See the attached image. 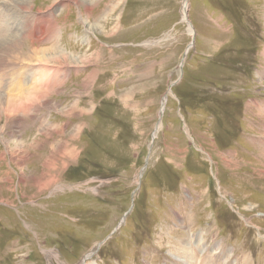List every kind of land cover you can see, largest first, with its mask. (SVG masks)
I'll list each match as a JSON object with an SVG mask.
<instances>
[{"label":"rangeland","instance_id":"rangeland-1","mask_svg":"<svg viewBox=\"0 0 264 264\" xmlns=\"http://www.w3.org/2000/svg\"><path fill=\"white\" fill-rule=\"evenodd\" d=\"M16 2L67 56L4 68L0 264H264V0Z\"/></svg>","mask_w":264,"mask_h":264},{"label":"bare ground","instance_id":"bare-ground-1","mask_svg":"<svg viewBox=\"0 0 264 264\" xmlns=\"http://www.w3.org/2000/svg\"><path fill=\"white\" fill-rule=\"evenodd\" d=\"M21 1H24V0H21ZM5 2L8 3L9 5H6ZM16 4H18V2H16V0H0V11H1L0 12V57H1L0 58V118L2 117V115H4L5 117H8V118L11 115L13 116L16 113V110H19L20 111V109L25 106V103L26 102L31 103L33 100H36L37 102L39 100H41L40 97L39 98H36V99L33 98L32 100H31V98L30 99H28V98L31 97V96H33V94L36 97V93L35 92H37L39 90H40V92H42L41 91V90H43L42 88L45 87V86H47L48 82L51 81L49 79L53 75V74L52 75L48 74L46 76L47 73L44 72V71H46V69H44V71H43L42 68H40L39 65H36L35 67H37V69H36L37 70V73H35V74L33 73V75L30 77V80L27 79L29 81H27L26 84L24 83L25 81L23 80V78L21 80V86H22V88H23L24 85H26L27 87L26 88H23L21 90L19 89V87H17V89H15L16 88V84H15V82L10 81V79L12 77V74H14L16 72L13 73V71H11L9 73V78L8 79L5 76L6 72H5L4 68H6L5 65H6V62L7 61H8V63L10 61H12V63H11L12 65L10 63L9 64L12 66L11 69L14 70V69H17L18 68V67L15 66L16 65L15 62L16 61L18 62L20 60L19 57L25 56V57H28L29 58V54H34V58L36 57V60L37 61L43 62L44 64H46V66H47V64L49 65L51 62L58 63L59 64V59L58 58H60V56L62 58H66V56H67L65 50H61V48H59L60 50L57 48L58 49L57 50L56 47L48 48L47 50H44L42 52H39L38 51L39 53L35 52L34 51V48H32L31 51H30V53H27V54H26V52L25 53L24 52L23 53L22 52H19L21 49H23V47L21 46V42H24V40H22V38L25 36L24 33H21V34L18 33V30L19 29H22L23 28V30H24V27H26L25 29L27 31L25 33L27 35H29V36L31 34V36L33 37V39H35L34 41H32L33 39L31 40L32 41L31 42V46L34 47V45H36L37 41H38V43H39V41H41L40 40L41 39V36H43L45 38L48 36V28L50 27V22L48 23V18H46V16L43 17V15H45L43 13H38V17L39 18L38 17L32 18V14H34V13L31 14V17H29L30 15L27 16V17H25L26 15L24 17H22L21 15L15 17V16H13V13H12L11 14L12 16L10 18V16L8 15V12L7 11L12 12L14 8H17L18 9L19 8V6H18L19 4L18 5H16ZM2 8H4V11H6V16L4 15V18L2 17V15H3L2 14ZM31 10L30 11H27V12H24V13H27V14L28 13H31ZM188 10H189L188 9V0H184L183 10H182V16H183V21H186V22H188ZM16 12H14V13H16ZM21 13H22V11H21ZM18 14H20V13L18 12ZM40 16H42V17L40 18ZM23 19H25V20H23ZM47 24H48V26H47ZM37 25L38 26H42V28H44V26L45 27L47 26L48 28H46L47 30L46 29L43 30L42 33L37 34V30H38L37 29ZM193 33H194V31L192 29H190L191 36L193 35ZM21 35H24V36H21ZM25 39L27 40V38H25ZM4 55H5V58H4ZM52 65H54V64H52ZM13 66H15L16 68H14ZM58 66H59L58 68H60V65H58ZM62 66H64V65H62ZM11 69H9V70H11ZM6 70H7V68H6ZM38 71L41 72V74L40 73L38 74ZM26 72L27 71H25V73ZM23 74H20V76L23 75ZM57 74H60V71H58ZM92 75H94V73ZM48 77H50V78H48ZM34 78L37 79L35 86H34V80H35ZM46 78H48V79H46ZM65 78H66V75H65ZM65 78H63V79H65ZM63 83L64 82H61V84H63ZM26 89H29V90H26ZM4 91H6V92H4ZM15 91H17V93H14ZM25 91L27 93H25ZM20 92H22V93H20ZM43 96H48V95L45 93V94H43ZM164 100L165 101L163 103V110H162V112H164V109H165L164 105H166V103H167V99L165 98ZM18 102L20 103V105H16V104H18ZM29 106H31V104H29ZM33 107H35V106H33ZM26 108L24 109L25 111H26ZM18 115H19V113H18ZM4 129L5 128H3V130ZM0 132L4 134L5 131L2 132V129L0 128ZM5 140H7V139L4 137L3 138V142ZM16 144L17 143L13 144L14 147H12V145L10 143V145L8 144V148L9 149L10 148L11 149L12 148H16V147L18 148L19 145H16ZM46 163L43 164V169H47V167H48L47 164L48 163L47 164ZM45 184L47 185V183H45ZM37 186L39 187V189H43V187L45 186L43 180H40V182H38V185ZM189 258L191 259L192 256L191 257L189 256ZM220 261H222L221 257H219V260L217 259L216 263H219Z\"/></svg>","mask_w":264,"mask_h":264},{"label":"water","instance_id":"water-1","mask_svg":"<svg viewBox=\"0 0 264 264\" xmlns=\"http://www.w3.org/2000/svg\"><path fill=\"white\" fill-rule=\"evenodd\" d=\"M193 44H191L190 46H189V48L188 49H190V47L192 46Z\"/></svg>","mask_w":264,"mask_h":264}]
</instances>
